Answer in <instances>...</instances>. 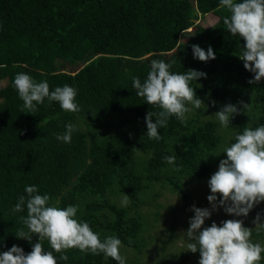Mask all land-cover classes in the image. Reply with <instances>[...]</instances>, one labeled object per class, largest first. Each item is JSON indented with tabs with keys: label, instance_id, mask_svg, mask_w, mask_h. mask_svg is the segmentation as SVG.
<instances>
[{
	"label": "trees",
	"instance_id": "16d2710c",
	"mask_svg": "<svg viewBox=\"0 0 264 264\" xmlns=\"http://www.w3.org/2000/svg\"><path fill=\"white\" fill-rule=\"evenodd\" d=\"M208 14L217 18L213 25L194 24ZM225 17L230 12L220 0H0V253L16 245L27 254L38 242L35 234L31 240L16 237L29 231L21 220L27 209L12 211L27 195L25 187L35 185L51 205L78 206L76 218L102 240L116 235L126 264H147L141 254L157 242L151 231L159 226V211H176L160 202L165 191L189 208L193 197L185 180L210 179L235 136L244 127L264 125V80L248 83L253 74L239 59L244 41L228 32ZM183 33L190 36L180 42ZM192 45L205 51L211 46L216 58L207 63L194 59ZM148 55H166L172 72L206 73L192 82L206 110L189 104L187 121L170 117L167 127L158 130L159 141L146 136L144 119L159 107L147 104L132 87L133 77L146 79ZM19 72L46 80L50 91L74 87L81 111L65 112L45 99L29 113L13 86ZM227 104L239 114L223 128L213 114ZM69 122L78 126L71 142L57 140ZM173 155L177 159L170 165L164 157ZM122 194L129 196V204L122 203ZM167 218L171 232L177 216ZM263 233L253 229V242ZM41 243L52 251L47 239ZM159 252V264H167L165 251ZM53 254L68 256L60 264H117L77 248ZM192 254L179 256L176 264H186Z\"/></svg>",
	"mask_w": 264,
	"mask_h": 264
},
{
	"label": "clouds",
	"instance_id": "9594fccd",
	"mask_svg": "<svg viewBox=\"0 0 264 264\" xmlns=\"http://www.w3.org/2000/svg\"><path fill=\"white\" fill-rule=\"evenodd\" d=\"M220 5L230 12V17L223 19L228 32L244 41L239 59L243 61L244 69L253 74V79L248 83L261 82L264 80V0H220ZM191 47L194 59L207 63L216 58L211 46L206 51L199 45ZM171 68L172 62L152 60L143 82L139 77L132 78L136 95L160 109L145 115L146 136L149 139H162L158 130L167 127L170 117L186 122V114L191 111L189 104L195 109L203 107L206 110L192 86V82L206 78V73L193 69L177 73L170 71ZM13 86L29 113L37 112V106L43 104L45 99L49 103L58 102L65 112L81 111L76 102L77 89L67 84L50 91L46 80L37 82L29 74L19 72L13 79ZM211 103L215 105L214 101ZM241 107L246 108L247 104L241 102ZM238 114L235 105L227 104L213 115L221 127L228 128L231 119ZM77 130L78 126L69 122L65 125L64 133L57 134L56 138L70 143L72 133ZM223 153L226 159L220 161L218 170L208 180L211 194L207 200L211 208L193 205L190 209L194 215L184 232L187 249L191 253L199 252L198 264H260L264 259V245L253 242V229L244 227L243 220L231 219L222 221L219 226L216 222L208 227L203 226L219 208H223L230 216L247 217L257 204L264 201V125L244 127L243 132L235 136V142L226 147ZM176 159L175 155L164 157L170 165H174ZM24 192L27 195L18 198L12 211L22 212L26 207L27 216H22L21 220L29 231L26 233L21 230L16 237L31 240L35 234L39 239L30 253L25 254L16 245L0 253V264H60L68 256L62 254L57 258L53 252L63 253L71 248L94 255L103 254L117 264H126V257L120 252L122 241L116 235H109L102 240L87 222L76 218L78 206L61 208L51 205L50 197L38 194L35 185L26 186ZM122 197L124 205L130 203L129 196L122 194ZM253 224L256 230L264 229L261 214H257ZM44 239L48 240L52 251L45 250L41 243Z\"/></svg>",
	"mask_w": 264,
	"mask_h": 264
},
{
	"label": "rangeland",
	"instance_id": "374dc122",
	"mask_svg": "<svg viewBox=\"0 0 264 264\" xmlns=\"http://www.w3.org/2000/svg\"><path fill=\"white\" fill-rule=\"evenodd\" d=\"M217 21V18L211 14H208L204 17H199L197 21H194V24L201 25L203 27H210ZM192 29H188L186 32L189 33ZM183 33L180 36V42H184L190 35ZM166 55H148L147 61L150 64L152 60H163L166 61ZM218 170V166L215 171L213 170L212 175ZM209 180V179H208ZM208 180L198 183L194 178L186 179V188L190 191L193 198L189 200V208L184 207L185 203L179 198L165 191V195L160 197V202L165 206L172 205L176 208V211L169 210V207H164L159 211V226L157 229L151 231L152 236L156 235L157 242H151L150 246L147 247L144 251V254H141V262H146L147 264H159V260L162 258V254L159 252L161 249L165 251V257L167 261H164L167 264H176L177 258L179 256H185L189 251L187 249V240L184 235V232L187 231L189 227V220L192 218L194 213L190 210L194 205L197 208H211L208 203L207 197L211 194L208 187ZM219 200V194H217ZM264 211V201L257 204L248 214L247 217H234L227 215L223 208L217 209L212 213L211 217L205 221L203 227H208L212 222H216L219 226L222 221L231 220V219H241L243 220V226L250 229H255L253 220L257 214H261ZM167 216L175 217L177 216V223H175L174 229L171 232L166 231V228L169 226L167 222ZM261 219L264 220L261 215ZM166 241L165 245H160V241ZM254 241V240H253ZM257 243L264 245V233L261 240H257ZM158 246V247H157ZM157 247V248H156ZM130 254V253H129ZM126 259L127 256L125 255ZM200 259L199 252L192 254L191 258L186 262V264H198ZM128 260V259H127Z\"/></svg>",
	"mask_w": 264,
	"mask_h": 264
}]
</instances>
